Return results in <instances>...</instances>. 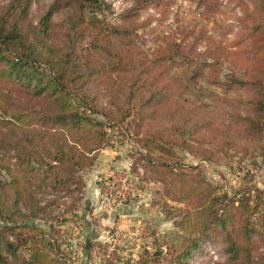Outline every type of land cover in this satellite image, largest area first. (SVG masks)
<instances>
[{"label": "trees", "instance_id": "16d2710c", "mask_svg": "<svg viewBox=\"0 0 264 264\" xmlns=\"http://www.w3.org/2000/svg\"><path fill=\"white\" fill-rule=\"evenodd\" d=\"M33 1L8 0L0 5V151L15 152L12 166H3L10 178L0 180V220L10 223L25 220L40 209L30 196L29 185H23L27 175L35 171L32 163L45 177H52L53 184L67 189L74 173L89 159L87 154L101 147L106 124L94 114L103 115L108 124L131 117L138 133L141 122L146 127L154 122L157 106L168 101L172 86L175 95L181 92V84L168 75L175 58L184 57L182 43L176 38L166 36L164 45L152 48L148 56L132 29L105 20L102 13L107 5L102 0H52L37 23L29 18ZM240 5L241 29L235 49L223 50L225 58L239 70H231L218 85L225 94L231 86L248 91L243 97L226 94L222 98L246 107L245 114L232 113L244 129L222 120L212 122L205 112L181 105L173 113L177 115L173 130L177 122V127H188L191 135L209 131L212 139L222 129L225 139L245 133L262 137L264 0ZM53 12L63 15L60 22L67 30L58 42L47 40ZM218 62L216 58L209 65ZM199 74L197 71L190 77ZM92 82L106 91L110 109L98 110L95 97L86 90ZM145 128L141 141L148 151L142 157L149 162L153 149L167 154L173 145H185L184 139ZM230 131L234 134L229 135ZM231 145L224 142L221 147ZM206 149L202 150L209 151ZM201 155L207 157L204 152ZM192 169L161 164L162 180L174 189L176 201L189 207L180 222L188 236L169 249L173 264H189L200 241L217 235L231 264H264V250L258 251V240L252 237L260 235L264 245V188L245 186L234 190L232 197L226 192L214 193L191 175ZM9 190L13 193L12 205L3 198ZM19 201H24L26 212L18 208ZM7 228L16 229L0 227V264L9 263L7 258L15 257L20 245H25L29 253L23 264H46L52 240L45 242L46 238L30 232L9 240L4 237Z\"/></svg>", "mask_w": 264, "mask_h": 264}, {"label": "rangeland", "instance_id": "374dc122", "mask_svg": "<svg viewBox=\"0 0 264 264\" xmlns=\"http://www.w3.org/2000/svg\"><path fill=\"white\" fill-rule=\"evenodd\" d=\"M37 1L31 3L29 13L35 23L52 0ZM102 1L107 5L102 13L105 20L132 29L148 56L152 48L164 45L166 36L182 43L184 57L175 58L176 63L168 73L181 84V92L175 95L172 86L168 101L157 106L154 122L148 127L141 122L138 133L131 117L121 123L108 124L103 115L94 114L105 122L106 135L101 147L87 154L89 159L74 173L70 187L59 188L52 183V177H45L32 163L35 171L27 175L23 185H29L30 196L40 209L16 223L0 220V227L16 228L4 231V237L9 240L14 241V236H26L29 232L46 238L45 242L52 240L53 248L46 264H173L169 249L188 236L180 222L183 211L189 207L176 201L174 189L162 180V163L193 166L191 175L209 185L214 193L226 192L232 197L234 190L245 186L264 188V127L261 138L245 133L228 139L223 129L212 139L209 131L191 135L188 127H177V122L176 129L172 127L177 118L173 113L182 105L183 109L205 112L212 122L222 120L244 129L242 121L232 113L245 114L246 107L235 105L232 100L227 103L222 98L226 94L243 97L248 91L231 86L225 94L218 83L224 82L226 74L234 68L239 70L225 58L223 50L235 49L241 29L240 2L251 6L255 0ZM7 2L0 0V5ZM62 16L60 12L51 15L47 37L50 42H58L67 31L66 25L60 22ZM216 58L217 65H209ZM197 68L200 74L191 78L192 73L197 74ZM86 90L95 97L98 110L111 108L108 95L100 86L92 82L87 84ZM145 127L184 139V146L188 147L176 144L167 154L153 149L149 151V162L142 157L148 151L141 141V130ZM224 142L232 144L231 147H221ZM205 148L209 151L202 150ZM14 160L13 150L0 151V180L10 178L3 166H12ZM43 178L48 179L43 181ZM3 198L6 204L12 205L11 190ZM23 204L24 201H19L18 208L26 212ZM252 237L258 240V251H263L262 237L258 234ZM220 238L219 235L203 238L191 254L189 264H231L222 250ZM28 254L27 247L20 245L15 257L7 258V264H23Z\"/></svg>", "mask_w": 264, "mask_h": 264}]
</instances>
